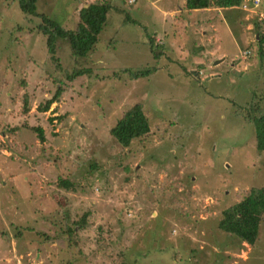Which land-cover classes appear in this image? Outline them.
Instances as JSON below:
<instances>
[{
	"label": "rangeland",
	"instance_id": "374dc122",
	"mask_svg": "<svg viewBox=\"0 0 264 264\" xmlns=\"http://www.w3.org/2000/svg\"><path fill=\"white\" fill-rule=\"evenodd\" d=\"M96 1L113 6L109 21L74 63L65 44L52 59L39 19L0 0V264H59L63 208L73 222L90 211L85 230L70 225L78 246L61 258L73 253L69 264H121L125 251L138 252L137 264H264V216L253 246L217 228L222 210L264 187V152L245 115L254 100L264 107L256 38L264 0L246 9L187 10L185 0L36 7L74 29L79 10ZM150 38L165 45L160 59ZM145 69L143 78L128 74ZM136 104L150 132L123 147L110 130Z\"/></svg>",
	"mask_w": 264,
	"mask_h": 264
},
{
	"label": "trees",
	"instance_id": "16d2710c",
	"mask_svg": "<svg viewBox=\"0 0 264 264\" xmlns=\"http://www.w3.org/2000/svg\"><path fill=\"white\" fill-rule=\"evenodd\" d=\"M5 2L16 3L18 9L25 15H34L39 19V24L35 30L39 35L45 37V44L51 55V58L59 60L61 54L59 50L62 44L69 48V55L66 58L82 59L87 57L96 47L99 42L100 34L105 29L109 21V14L112 10V5L106 1H96L85 4L78 12V21L74 29H66L61 26L55 19H51L43 14L37 13V0H4ZM184 8L187 10H204L208 8H223L231 9L242 5L243 0H185ZM262 25H256L258 30ZM257 44L259 60H264V35L259 33ZM150 51L153 58L160 59L164 55V46L153 45V38L149 39ZM154 48V49H153ZM133 80L146 77L151 74V70H139L128 73ZM77 73L67 76L68 80H73ZM62 89L58 88L55 95L46 101L44 106L40 108L41 112L47 111L50 106L57 102ZM258 101V102H257ZM252 101L245 109L246 118L252 123L255 136V150L258 153L264 152V107L260 105V101ZM24 114L29 111L28 99L23 100ZM26 129V125L23 126ZM19 129L14 128V132ZM41 141H44L43 131L41 128H31ZM150 132V125L147 120L145 110L142 105L136 104L131 107L120 119L116 125L110 130V134L123 147H130L135 140H141L148 136ZM95 168V165H94ZM58 184L65 188H72L75 191L74 185L68 179H59ZM221 218L217 223V228L220 232L237 238L239 243L246 242L253 246L258 237V230L264 216V187L253 188L249 193L238 203L231 205L220 213ZM90 216V211L83 213L80 220L73 222L72 217L68 213L67 208H63V224L64 230L61 231L62 236L65 235L66 241L64 252L56 256L59 264H69V261L74 259L73 253L70 255V260L62 261V257L71 253L73 248H77V243L74 241V229L70 226L72 223L75 228L85 230L87 228L86 219ZM39 235V234H38ZM43 235V234H40ZM127 251L120 253L117 256V261L121 264H137V253L135 257L128 256ZM80 255L82 254L79 251ZM87 260V256H83ZM127 259V262H123ZM123 259V260H122ZM75 261V259H74ZM136 261V262H135ZM216 263V261H215Z\"/></svg>",
	"mask_w": 264,
	"mask_h": 264
},
{
	"label": "built area",
	"instance_id": "2783aa9c",
	"mask_svg": "<svg viewBox=\"0 0 264 264\" xmlns=\"http://www.w3.org/2000/svg\"><path fill=\"white\" fill-rule=\"evenodd\" d=\"M249 2L250 3L248 5L247 1H244V3L241 5L242 6L241 8L246 9V6L247 7H254L256 5H259L262 2V0H249ZM245 54H246L245 56H247L249 54V52L247 51Z\"/></svg>",
	"mask_w": 264,
	"mask_h": 264
},
{
	"label": "water",
	"instance_id": "95a60500",
	"mask_svg": "<svg viewBox=\"0 0 264 264\" xmlns=\"http://www.w3.org/2000/svg\"><path fill=\"white\" fill-rule=\"evenodd\" d=\"M220 61H215L214 64H218Z\"/></svg>",
	"mask_w": 264,
	"mask_h": 264
},
{
	"label": "crops",
	"instance_id": "0c3cea01",
	"mask_svg": "<svg viewBox=\"0 0 264 264\" xmlns=\"http://www.w3.org/2000/svg\"><path fill=\"white\" fill-rule=\"evenodd\" d=\"M256 36H257V35H256ZM256 38H258V36H257Z\"/></svg>",
	"mask_w": 264,
	"mask_h": 264
}]
</instances>
